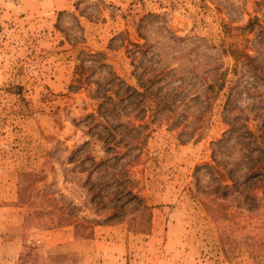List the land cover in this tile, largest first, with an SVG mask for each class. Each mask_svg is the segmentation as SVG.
<instances>
[{"label":"rangeland","instance_id":"rangeland-1","mask_svg":"<svg viewBox=\"0 0 264 264\" xmlns=\"http://www.w3.org/2000/svg\"><path fill=\"white\" fill-rule=\"evenodd\" d=\"M73 5H0V264H264V0Z\"/></svg>","mask_w":264,"mask_h":264},{"label":"crops","instance_id":"crops-1","mask_svg":"<svg viewBox=\"0 0 264 264\" xmlns=\"http://www.w3.org/2000/svg\"><path fill=\"white\" fill-rule=\"evenodd\" d=\"M74 0H19L18 3L13 0H3L0 5L10 7L17 13L15 19L20 20H40L50 16L55 17L61 10L72 9ZM4 9L3 6L1 7ZM61 240V239H58Z\"/></svg>","mask_w":264,"mask_h":264},{"label":"built area","instance_id":"built-area-1","mask_svg":"<svg viewBox=\"0 0 264 264\" xmlns=\"http://www.w3.org/2000/svg\"><path fill=\"white\" fill-rule=\"evenodd\" d=\"M14 2H16V3H18L19 2V0H13Z\"/></svg>","mask_w":264,"mask_h":264},{"label":"trees","instance_id":"trees-1","mask_svg":"<svg viewBox=\"0 0 264 264\" xmlns=\"http://www.w3.org/2000/svg\"><path fill=\"white\" fill-rule=\"evenodd\" d=\"M250 23H248V25H249Z\"/></svg>","mask_w":264,"mask_h":264}]
</instances>
